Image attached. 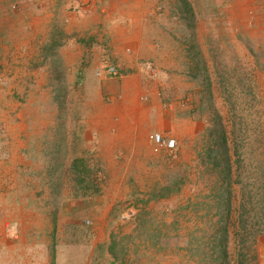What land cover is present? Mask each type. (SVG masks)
I'll return each instance as SVG.
<instances>
[{
	"label": "rangeland",
	"instance_id": "1",
	"mask_svg": "<svg viewBox=\"0 0 264 264\" xmlns=\"http://www.w3.org/2000/svg\"><path fill=\"white\" fill-rule=\"evenodd\" d=\"M124 1L0 0V264H264V0Z\"/></svg>",
	"mask_w": 264,
	"mask_h": 264
},
{
	"label": "crops",
	"instance_id": "2",
	"mask_svg": "<svg viewBox=\"0 0 264 264\" xmlns=\"http://www.w3.org/2000/svg\"><path fill=\"white\" fill-rule=\"evenodd\" d=\"M127 3L129 4L127 0L123 2L124 5ZM133 6L136 7L135 5ZM130 17H132V19ZM107 18L109 21L106 23L110 24L111 16L105 17V19ZM127 18L131 19V21L133 22L132 26L130 27L126 26L124 29L125 31L129 30L130 33H132V39H130V47H131L130 61L134 62V61H137L139 58L151 59L154 56V54L157 53V51L155 50V47L151 46L152 39L147 38L144 32V31L146 32L149 31L148 27L152 23L150 18L148 17V15H143L140 12L129 13ZM145 28H147V30H144ZM135 86L136 84L131 86V85H128V83L126 84L124 83L121 86L124 95H129V94H133L134 92H137L138 89L136 90Z\"/></svg>",
	"mask_w": 264,
	"mask_h": 264
},
{
	"label": "built area",
	"instance_id": "3",
	"mask_svg": "<svg viewBox=\"0 0 264 264\" xmlns=\"http://www.w3.org/2000/svg\"><path fill=\"white\" fill-rule=\"evenodd\" d=\"M108 76L112 78H121L122 73L120 69L112 64L106 66ZM150 141L159 148L172 151L176 148V141L174 139L166 138L161 133H152L149 136Z\"/></svg>",
	"mask_w": 264,
	"mask_h": 264
},
{
	"label": "trees",
	"instance_id": "4",
	"mask_svg": "<svg viewBox=\"0 0 264 264\" xmlns=\"http://www.w3.org/2000/svg\"><path fill=\"white\" fill-rule=\"evenodd\" d=\"M229 171H230V169H229ZM227 237V235H225V238ZM224 240V239H223ZM227 246H226V244H223V246H222V248H221V253H223V254H225V256L227 255Z\"/></svg>",
	"mask_w": 264,
	"mask_h": 264
}]
</instances>
